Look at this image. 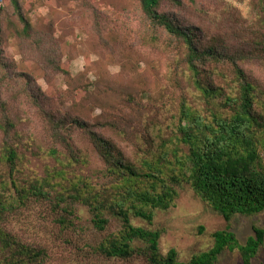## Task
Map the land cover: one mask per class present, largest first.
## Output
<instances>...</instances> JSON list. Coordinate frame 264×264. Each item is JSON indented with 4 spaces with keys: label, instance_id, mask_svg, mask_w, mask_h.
<instances>
[{
    "label": "trees",
    "instance_id": "1",
    "mask_svg": "<svg viewBox=\"0 0 264 264\" xmlns=\"http://www.w3.org/2000/svg\"><path fill=\"white\" fill-rule=\"evenodd\" d=\"M139 2L145 19L173 41L167 71L154 82L147 81L148 88L143 89L166 104L173 103L171 96L180 91L178 102L171 105V119L161 122L130 111L139 100L124 87L113 94L115 105H109L111 115L104 124L82 117L57 121L53 113L48 114L56 144L67 148L60 151L55 144L50 152L57 165L35 178L23 177L25 158L6 142L0 154V264H57L63 257L70 264H218L224 251L236 250L242 264H253L264 245L263 228L254 226L255 235L241 244L230 225L238 216L264 214V113L257 109L260 92L253 74L254 68H264V21L257 25L236 18L226 25L227 32L210 34L162 10L167 3L182 6L181 0ZM23 5L21 0H11L23 25L17 33L30 39L32 26ZM1 55L0 50L3 68ZM19 78L28 84L33 80L26 72ZM4 80L0 78V130L9 138L16 125L2 98ZM21 95L39 109L41 98L49 101L42 95ZM143 96L146 99L147 94ZM73 126L104 164L97 178L73 171L81 156L61 133ZM109 131L132 136L141 145L142 155L133 162L107 137ZM185 187L227 221L225 229L214 233L213 248L188 260H182L175 248L162 252V231L153 228L157 211L176 208ZM39 205L47 207L46 219L54 230L47 228L44 234L41 221L38 229L44 230L30 243L13 230L11 219ZM82 208L90 215L87 221L79 212ZM112 220L119 222L118 228L111 227Z\"/></svg>",
    "mask_w": 264,
    "mask_h": 264
},
{
    "label": "rangeland",
    "instance_id": "2",
    "mask_svg": "<svg viewBox=\"0 0 264 264\" xmlns=\"http://www.w3.org/2000/svg\"><path fill=\"white\" fill-rule=\"evenodd\" d=\"M21 1L24 15L32 26V38L18 35L23 25L13 12L11 0L6 1L0 13V50L5 65L0 68V78L5 79L1 94L8 102L9 117L16 125L9 138L0 130V154L6 142L14 144L19 155L25 158L23 177H42L50 167L54 168L57 164L50 151L56 145L60 146V151H66L65 144H56V130L48 114L53 113L57 121L67 117L71 122L82 117L90 123L98 120L104 124L111 115L109 105L114 104L113 94L124 87L139 100L136 110L130 108V111L149 114L153 120L161 122L171 119V105L178 102L180 91L171 96L173 103L166 104L159 102L148 89L144 93L143 89L148 88L147 81L154 82L167 71L168 57L172 50L174 52L170 45L173 41L145 19L139 0ZM181 1L182 6L167 3L162 10L210 34L227 32L226 25H231L230 20L236 18L257 25L264 21L263 0ZM203 10L208 12L207 16ZM217 21L221 22L217 24ZM243 35L251 38L248 33ZM157 36L159 39L153 41ZM8 72L12 79L6 76ZM22 72L33 79L29 84L28 80L17 79ZM253 74L260 92L261 103L257 109L264 113V68H254ZM19 85L21 88H17ZM25 92L46 96L49 101L41 98L42 108L39 109L32 99L21 95ZM143 94H147L146 99ZM2 120L0 110V122ZM69 130L59 131L81 156L73 171L97 178L104 168L101 158L93 155L92 146L76 126ZM106 135L133 162L142 155L141 145L132 136L122 137L113 131ZM46 209L45 205H39L37 211L15 216L11 219L13 230L30 243L44 230L38 229L41 221L46 227L44 234L47 228L54 230L50 219H46ZM79 212L85 221L89 220L87 209ZM230 225L239 242L245 244L255 235L254 226L264 229V214L257 218L238 216ZM226 226L223 217L213 214L190 188L185 187L176 208L157 211L153 228L162 231V252L175 248L182 260H188L194 254L213 248L214 233ZM111 227L118 228L119 222L112 220ZM201 228H204L203 233H200ZM57 264L70 263L63 257ZM76 264L88 263L77 261ZM218 264H242L241 255L237 250L224 251ZM253 264H264V245Z\"/></svg>",
    "mask_w": 264,
    "mask_h": 264
},
{
    "label": "built area",
    "instance_id": "3",
    "mask_svg": "<svg viewBox=\"0 0 264 264\" xmlns=\"http://www.w3.org/2000/svg\"><path fill=\"white\" fill-rule=\"evenodd\" d=\"M5 2H6V0H0V11L3 8Z\"/></svg>",
    "mask_w": 264,
    "mask_h": 264
}]
</instances>
